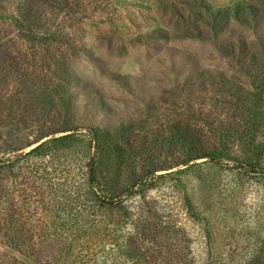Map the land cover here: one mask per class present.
I'll return each mask as SVG.
<instances>
[{
	"label": "rangeland",
	"instance_id": "rangeland-1",
	"mask_svg": "<svg viewBox=\"0 0 264 264\" xmlns=\"http://www.w3.org/2000/svg\"><path fill=\"white\" fill-rule=\"evenodd\" d=\"M182 1L122 0L117 15L125 25L154 26V17L172 26L176 17L166 7L187 17ZM93 15L89 26H69L60 16L73 40L57 56L69 66L68 105L46 104L41 79L30 92L14 73L0 76V264H51L28 251L45 235L63 253L70 248L62 264H264V183H238L226 166L251 158L244 147L250 137L264 144V95L256 109L253 88V71L262 77L264 70L247 72L237 62L239 35L261 55L264 26L229 33L234 57L221 50L225 41L210 38H121L109 21L115 14ZM184 127L192 128L193 144L178 137ZM92 130L99 141L93 154ZM200 143L226 152L222 167L199 160L180 171L204 149ZM92 155L99 187L121 195L126 216L96 203L87 172ZM259 163L264 167V154ZM141 178L147 183L126 197ZM187 196L201 217L188 211ZM98 221V243L93 235L77 240Z\"/></svg>",
	"mask_w": 264,
	"mask_h": 264
},
{
	"label": "trees",
	"instance_id": "trees-1",
	"mask_svg": "<svg viewBox=\"0 0 264 264\" xmlns=\"http://www.w3.org/2000/svg\"><path fill=\"white\" fill-rule=\"evenodd\" d=\"M219 1L220 0H184L182 2L187 4L189 8L187 17L184 16L177 7H169V5H167L166 10H170V14L176 17L172 26H170V23L154 17L150 18L154 26L148 24L130 26L125 25L120 15H117V7L122 4V0H89L87 4H85L83 0H0V60H2V65H0V76L2 74L8 76L10 73H14L16 78H19L27 84L25 87L31 88L27 89L30 92L33 90L31 84L33 82L35 83V79H41L45 83L41 91L44 95L43 101L46 104L51 105V103H56L63 104L64 106L68 105L71 101V95L69 88L65 85H70L71 81L67 74L69 66L63 61L62 57L57 58V56H59V53L62 56L63 52L61 51V47L71 46L73 40L69 32L65 31L64 21L62 18L60 19V16L63 13V15L69 19L71 23L69 26L72 24H88L87 26H89L92 25L90 23L94 18L93 12L96 10H99L101 14H105L106 16L115 14L109 21L114 27L115 34L121 38L130 37L138 41V38L144 33H151L153 38L165 40L177 37H196L199 40L210 38L214 41H225L221 50L235 57L236 49H234V46H236V44L232 42V40L227 39L229 33L235 27H263L264 0ZM20 4L23 6H20ZM144 7L147 12L151 9V7L147 5ZM45 12L47 13L46 20ZM39 21L42 23L39 24ZM171 27H174V29L172 30ZM247 42V40L244 41L242 35H239L237 38V47L242 54V58H239L237 61L238 65L241 69H245L244 65H246L247 72L258 70V66L261 70H264V63L261 62L264 57L260 58L261 55H264V43H260L262 49L259 50V54L261 55H256V51L258 50L251 49ZM17 43L22 47L17 45ZM37 46H39L38 49ZM22 55L27 56V58L22 57ZM35 62L42 63L40 68L35 65ZM31 64L32 66H36L37 72H34L31 68ZM41 73V77L38 78ZM51 73L52 75H56V80H53L52 83H50L51 78L48 77ZM62 74H65V78L61 77ZM253 74V76H255V82L253 83V88L255 90L254 98L256 99L254 105L257 109L260 104L259 101L263 100L264 76L257 77L254 71ZM17 93L18 92L15 94ZM12 99L13 98L10 97L7 100L11 101ZM48 105L44 106L43 109L50 111L51 108ZM191 129L192 128L188 127H184L183 129L177 128L176 132L183 142L193 144L191 141L193 139H189ZM92 132L95 137L91 144L93 154L94 150L96 153L99 141L96 131L92 130ZM70 136L71 134L68 132L63 137H53L52 139L57 141ZM45 143L46 142L40 143L37 147L31 149L30 152L37 148L39 149ZM200 147L204 149H201L200 153L186 160L185 164L187 166L181 168L180 171L190 168L192 165L191 162L199 160L208 163L212 168L222 167L220 157L226 153L225 151L219 148H211L210 150L209 147L205 148L201 143ZM244 147L247 154L251 155V158L236 159L233 166H226L229 168L232 167V170L238 175L236 178V182L238 183L244 182V180L250 178L256 180V182L263 181L264 183V167L259 163V159L264 154V144L261 142L254 143V139L250 137L248 143H246ZM96 162V158L92 155L87 163L88 181L92 187L96 203L101 209L116 211L126 216L127 206L121 195L111 197L110 195H106L99 187L98 177L96 175ZM4 164L5 163L0 161V166ZM196 164H199V162H196ZM152 173L154 174L155 172H151V174ZM144 179L145 178H141L138 182H134V184L127 189L125 196L129 197V194L137 190L136 188L145 185L147 181L144 182ZM207 187L208 191L214 189V186L208 181ZM186 201L188 211L191 215L195 216L196 214L201 217L198 209H196L195 201H192L189 196H187ZM99 226L100 221L85 226L89 231L87 232L84 227L83 237H77V240H85V236L93 235L95 237V242L98 243L103 238L99 237L103 234ZM41 238L42 239H39L41 242L40 245L37 244L36 246L32 244L29 247L28 251L30 257L36 261L43 258L48 261L47 263L62 264L61 257L65 258V256L69 254L70 248L63 253V248L57 245V239L54 243L49 244L52 237L45 235ZM27 241L30 242L31 239L28 238ZM206 264L212 263L209 262Z\"/></svg>",
	"mask_w": 264,
	"mask_h": 264
}]
</instances>
